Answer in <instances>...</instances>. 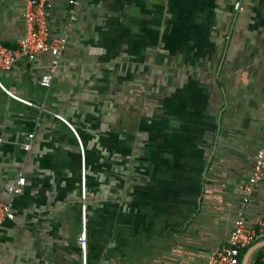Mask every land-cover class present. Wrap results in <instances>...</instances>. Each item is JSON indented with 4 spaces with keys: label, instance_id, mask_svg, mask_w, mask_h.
<instances>
[{
    "label": "crops",
    "instance_id": "1",
    "mask_svg": "<svg viewBox=\"0 0 264 264\" xmlns=\"http://www.w3.org/2000/svg\"><path fill=\"white\" fill-rule=\"evenodd\" d=\"M77 4L76 21L68 0L50 11L68 44L49 88L48 53L0 70L32 103L0 88V264H82L83 204L87 264H208L241 209L264 217V179L242 191L264 144V0ZM24 8L0 0V43L22 39Z\"/></svg>",
    "mask_w": 264,
    "mask_h": 264
},
{
    "label": "built area",
    "instance_id": "2",
    "mask_svg": "<svg viewBox=\"0 0 264 264\" xmlns=\"http://www.w3.org/2000/svg\"><path fill=\"white\" fill-rule=\"evenodd\" d=\"M25 8L22 14L24 24V35L16 46L10 47L0 43V70L11 71L21 62L24 64L34 63L39 57L48 53L51 56L50 67L42 74L40 84L43 88H49L55 69L59 66L61 57L68 44V35L65 34L55 39H51L49 25L50 11L53 8L54 0H24ZM77 0H68L69 19L76 21ZM235 8L241 10V3L235 2ZM0 88L9 96L27 105L31 102L13 95L2 86ZM60 118V117H59ZM34 135L29 134L22 145L24 151H29L32 147ZM264 179V144L256 154L253 173L247 179L242 191L248 194L251 189ZM25 178L19 177L16 180H9L6 183V191L10 196H15L23 191ZM85 199V191L83 193ZM245 203V201H244ZM83 225L78 235L77 241L81 249L82 264H87V231H86V204L82 205ZM14 219L12 203L0 201V229L4 223ZM264 240V217L255 225L249 226L243 209L238 212L226 243L212 251L208 264H241L246 251ZM264 253V247L261 248ZM259 251V250H258ZM259 264H264V255L259 258Z\"/></svg>",
    "mask_w": 264,
    "mask_h": 264
},
{
    "label": "water",
    "instance_id": "3",
    "mask_svg": "<svg viewBox=\"0 0 264 264\" xmlns=\"http://www.w3.org/2000/svg\"><path fill=\"white\" fill-rule=\"evenodd\" d=\"M264 247V240L257 242L256 244H254L253 246H251L246 253L244 254L243 258H242V262L241 264H249V259L251 257V255L255 252H257L258 250H260L261 248Z\"/></svg>",
    "mask_w": 264,
    "mask_h": 264
},
{
    "label": "trees",
    "instance_id": "4",
    "mask_svg": "<svg viewBox=\"0 0 264 264\" xmlns=\"http://www.w3.org/2000/svg\"><path fill=\"white\" fill-rule=\"evenodd\" d=\"M262 255H264V253L262 252V250L257 251V255H256V257L254 258V262H253V264H259V258H260Z\"/></svg>",
    "mask_w": 264,
    "mask_h": 264
},
{
    "label": "rangeland",
    "instance_id": "5",
    "mask_svg": "<svg viewBox=\"0 0 264 264\" xmlns=\"http://www.w3.org/2000/svg\"><path fill=\"white\" fill-rule=\"evenodd\" d=\"M257 252L253 253L249 259V264L252 262V260L256 257Z\"/></svg>",
    "mask_w": 264,
    "mask_h": 264
}]
</instances>
